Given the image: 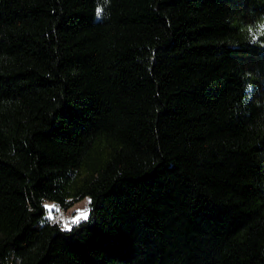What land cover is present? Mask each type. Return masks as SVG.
<instances>
[{"label": "trees", "instance_id": "16d2710c", "mask_svg": "<svg viewBox=\"0 0 264 264\" xmlns=\"http://www.w3.org/2000/svg\"><path fill=\"white\" fill-rule=\"evenodd\" d=\"M261 22L264 0H0V264H264Z\"/></svg>", "mask_w": 264, "mask_h": 264}, {"label": "rangeland", "instance_id": "374dc122", "mask_svg": "<svg viewBox=\"0 0 264 264\" xmlns=\"http://www.w3.org/2000/svg\"><path fill=\"white\" fill-rule=\"evenodd\" d=\"M73 201V200H70ZM44 205H49V206H55L52 207L51 211H52V219H49L48 216V209H47V213H46V219L48 221H52V222H57L59 223L63 228H64V222H69L70 228L74 225L71 224V220L77 215L78 211H82L87 209V216L89 214V208H90V198L88 196L77 200L75 202H71L68 206H64L61 204H58L54 201L51 200H45L44 201ZM59 208V212L56 211V209ZM83 220V219H81ZM80 220V221H81ZM79 221V222H80Z\"/></svg>", "mask_w": 264, "mask_h": 264}, {"label": "snow or ice", "instance_id": "6c2138e0", "mask_svg": "<svg viewBox=\"0 0 264 264\" xmlns=\"http://www.w3.org/2000/svg\"><path fill=\"white\" fill-rule=\"evenodd\" d=\"M97 14L100 15L101 14V10H97ZM52 207H55V206H49V205H45V208H47L49 211H48V216H49V219H52ZM57 212H59V208L56 209ZM87 209L85 210H82V211H78L77 215L71 220V224H76L78 223L81 219H87ZM64 228L65 229H68L70 230V225H69V222H64Z\"/></svg>", "mask_w": 264, "mask_h": 264}, {"label": "clouds", "instance_id": "9594fccd", "mask_svg": "<svg viewBox=\"0 0 264 264\" xmlns=\"http://www.w3.org/2000/svg\"><path fill=\"white\" fill-rule=\"evenodd\" d=\"M109 3H110V0H105L106 5ZM97 16H99V15L97 14ZM258 36H264V22H261L257 25V31L255 32L253 39H251V41H250L253 44L259 42V43H261V46L264 47V42H260L257 38Z\"/></svg>", "mask_w": 264, "mask_h": 264}]
</instances>
